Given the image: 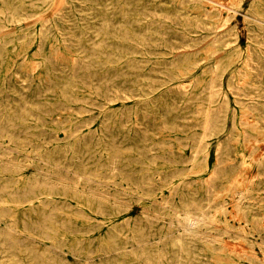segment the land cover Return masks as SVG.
Here are the masks:
<instances>
[{"label": "bare ground", "instance_id": "1", "mask_svg": "<svg viewBox=\"0 0 264 264\" xmlns=\"http://www.w3.org/2000/svg\"><path fill=\"white\" fill-rule=\"evenodd\" d=\"M69 1L71 3L66 5L65 3ZM76 1L0 0V49L4 50V52L0 51V69H3L5 55L13 50L16 36L21 32L23 38L31 37L37 41L43 54L41 66L49 73L55 90L58 89L63 106L77 104L83 107L85 102L74 97L71 88L74 85L93 83L96 78L90 74L92 69L97 71L100 84L110 85L122 83L123 80H118L117 74H109L105 68L106 63L116 67L121 66L120 62L127 60L134 66L140 61L153 59L148 55L153 49L162 54L160 61L166 58L189 56L190 70L196 72L200 69L204 72V76L194 77L184 88L187 90L189 87L191 98L200 100L204 106L200 109L202 114L198 124L200 131L188 132L185 135L184 145H189V139L192 140L193 160L201 167L200 174L193 180L200 196H205L207 202L205 205L200 204L191 197L177 199L176 188L180 182H173L172 175L160 176L161 179L154 184L151 180L152 175L147 172L134 181L129 173L119 169L115 160L93 166L89 161H80V155L69 141L59 145L60 160L53 157L52 151L38 150L40 147L33 145L34 151L40 156L37 160L41 164L35 166L31 176H23L22 167L25 164L20 155H23L22 150H27V146L24 141L16 138L18 124L11 121L5 111H0V148L9 147L19 153L14 156L0 150V222L5 225V228L0 227V252L3 253L0 264H21L24 260H28L31 264H77L61 258L49 248L59 253L68 249L74 257L87 262L78 264H143L150 262L149 259L147 260L150 255L159 264L172 262L206 264L207 261L198 259L201 254L194 250L201 248L203 244L194 243L216 240L217 237H210L206 232L212 229L210 225L214 221H225L223 216L227 212V205L222 196L221 186L224 181L232 182L230 179L233 176L225 169V165L220 163L222 159L220 155L227 152L233 140L217 143L214 150L216 163L212 167L206 159V155L210 153L211 140L226 131L228 137L241 136L240 140H236L239 145H246L247 140L251 139L250 132L245 130L248 128L244 126L243 130L239 129L245 123L236 121L235 106L237 105L242 115L260 117L264 114V89L261 87L264 76V0H182L189 2V29L177 30L180 37L176 38L175 42H169L171 37L166 38L168 32L166 28L152 29L149 26V23L154 22L152 14L151 18H148L145 14L140 16L139 11L128 13L127 8L131 6L130 4H126V10H118L121 18L114 20L113 16L109 17L104 10L97 8L95 2L97 0H85L84 8ZM83 9H85V17L80 13ZM238 14L242 15L246 30L245 44L241 41ZM146 18L148 21L144 22ZM22 19H35L36 27L31 29L19 27L18 30H12L11 26L18 24ZM50 39L69 49L70 53L91 56V62L79 64L77 60L74 62L72 59L75 65L70 72L63 74L54 72V64L45 50L49 47ZM135 51L144 53L146 58L135 56ZM127 55L131 56L127 57ZM154 59L158 60V58ZM80 74L84 77L81 78ZM171 78L173 75L163 81L162 85ZM3 84L5 85L6 81ZM148 84L152 89L162 86L150 81ZM100 87L99 90H92V93L94 99H99L101 110L106 109L107 101L130 96L129 92L123 90L121 94L115 92L111 95L112 92L108 94L106 87ZM36 104L33 103L27 111L28 117L35 122V128L40 129L31 132L28 141L34 143L38 142L43 135L42 131L48 127L45 118L39 116L42 111L34 107ZM229 118H232V126L227 130ZM73 131L75 129L71 128L70 132ZM6 137L9 141L3 145L7 142L4 139ZM241 153V156L244 155L243 150ZM25 156H29V153ZM226 157L230 156L226 155ZM250 158L256 173L252 171L246 176L244 185L234 191L232 198L239 216L246 222L256 225L258 224L256 221L244 216V210L248 208L250 199L254 197L251 191L257 189L254 187L258 184V179L264 176V154L252 151ZM239 161H243L241 157ZM173 162L184 163L185 158L173 159ZM42 164L49 165L43 167ZM62 170L69 171L75 176H65ZM182 175L185 176L186 173ZM18 176L23 178L24 183L29 184V187L23 190V197L20 189L16 190L12 187L14 182L18 183ZM108 183H114L121 189L110 190ZM130 183L135 185L136 192L147 195L150 199L147 203L141 204V212L137 218L123 215L121 220L113 222L110 229L114 234L110 237L111 241L107 240L109 245L104 249L99 246L93 248L91 243L82 244L83 239H90L89 236H76V233L87 232L89 229L76 227L74 223L60 217L62 214L70 213L65 210L70 207L65 203L68 198H73L84 206L95 205L98 209L107 208L112 214L125 212L130 204L125 201L123 194L126 193V189H132ZM165 187L169 188L167 194L163 191ZM260 188L264 189V187ZM157 190L162 195L161 201L156 197ZM22 200L29 205L22 207ZM34 200L38 203L35 204ZM166 203L175 206L170 207L175 210L170 216L163 211ZM35 207H39L42 211H36ZM16 208L17 210H14ZM180 212H183L184 217L183 214L179 215ZM75 214L87 216L86 212L80 209ZM182 218L186 221L183 222ZM133 220L145 221L147 225L158 228L168 224V229L162 233L158 232L160 236L143 242L153 241L154 249L143 246L140 251L131 249L129 254H119L125 249L122 246L126 243H121L122 240L127 242L141 239L133 235V230L122 228L125 224L130 226ZM173 227L177 228L171 230ZM14 231L23 233L27 237H38L41 241L48 240L46 245L49 248H39L25 239L16 238L11 234ZM68 231L73 233L71 238L66 234ZM257 231V235L260 236L258 241L264 244V233L259 229ZM116 233L122 234L116 235ZM170 248H178V250L172 254ZM245 255L257 264H264V259H259L253 253L245 252ZM173 256L176 257V261H172ZM98 257L105 259L95 262ZM225 263L226 261L214 264ZM235 264L242 263L236 261Z\"/></svg>", "mask_w": 264, "mask_h": 264}, {"label": "rangeland", "instance_id": "2", "mask_svg": "<svg viewBox=\"0 0 264 264\" xmlns=\"http://www.w3.org/2000/svg\"><path fill=\"white\" fill-rule=\"evenodd\" d=\"M95 2L97 3V8L104 10L106 15L109 14V17L113 16L114 20L121 18L118 15V10H126V4L131 5L127 8L128 13L139 11L140 16L145 14L148 15V18H151L152 14L154 22L149 23V26L152 29L166 28L168 30L166 38H172L169 42H175V39L180 37L177 30L189 29L188 1L97 0ZM70 3L71 1L65 4L69 5ZM76 3L82 8L86 7L85 0H77ZM80 13L82 17H85V9L81 10ZM104 15L102 12V16ZM162 18L164 21H162ZM91 19L93 20L94 18ZM143 21H148V19L146 18ZM237 22L241 29V41L245 44L246 30L244 29L241 14H238ZM19 27L22 29L35 28V19H22L18 24L11 26L12 30H18ZM22 36L23 34L19 32L16 36L17 39L14 41L13 50L5 55L4 67L2 70L0 69V111H5L9 119L18 124V132L16 131L18 137H15L21 139L22 142L24 141L27 146V150H22L23 155H20L23 159V164H25L22 167L23 176H31L35 166L41 164L37 160L40 156L34 151L33 145L40 147L38 150L52 151L53 157L60 160L58 159L60 154L59 145L69 141L75 146L74 149L80 155V161H89L93 166L108 160H115L119 169L129 173L134 181H137L141 175H146L147 172L152 175L153 178L151 180L154 181V184L161 179L160 176L172 175L174 177L173 182H180L176 188L177 199L191 197L196 202L205 205L207 200L204 199L205 196H200V192L195 188L196 183L193 180L200 174L201 167L200 164L193 160L192 140L189 139V145H184L186 144L185 135L188 132L200 131L198 125L202 115L200 109L204 106L200 100L191 98L189 87L187 90L184 88L194 77L202 78L204 76V72L200 69L196 72L190 70L189 56L184 58L178 56L175 59L166 58L160 61L162 54L157 53L153 49L148 54L153 59L140 61L139 64L135 63L136 65L134 66L125 60L126 57H124V62H120L121 66L115 67L106 63L105 68H107L108 73L117 74L116 78L123 80V82L116 84L111 82L112 84L110 85L102 83L104 84L102 86L99 82L97 71L92 69L90 74L96 78H94L93 83L74 85L71 88L73 90L72 95L85 102L84 106L73 104L72 106L64 107L63 102L59 99L58 89L55 90L49 73L41 66L43 54L37 41L34 38H23ZM48 42L49 47L45 48V50L54 64L53 69H55L54 72L56 73L70 72L75 65L73 61L77 60L79 64H86L92 60V57L88 55L70 53L69 49L57 44L53 39ZM0 51L4 52L3 49H0ZM131 55H127V57ZM134 55L146 58L145 54L139 51H135ZM154 58H158V60ZM170 75H173V78L162 85L163 81L168 80ZM80 77L83 78L84 75L80 74ZM145 78H148V80ZM262 79L263 85L261 87L264 89V76ZM5 81L6 84L4 85ZM149 81L162 86L152 89L149 87ZM99 87H106L108 94L112 92L111 95L115 92L121 94V90H123L129 92L130 96L125 99L107 101L106 109L101 110L99 99H94L92 93V90H99ZM33 103H37L34 107H38L42 111L39 116L44 117L45 123L48 125L42 131L43 135L36 143L28 141L31 132L40 130L35 128V122L28 117L27 111ZM235 108L237 109L236 121L245 123L239 129L248 128L245 130L250 132L251 139L247 140L246 145H239L236 140H240L241 136L228 137V131H226L211 140L210 153L206 155L207 163L211 167L216 163L214 150L217 143L219 141L233 140L228 146L227 152L220 155L222 158L220 163L224 164L225 169L231 172L233 176L230 179L232 182L226 181L225 183L224 181L221 186V189H223L222 196L227 205V212L223 216L225 221H214L210 225L212 229L206 232V235L210 237H217L216 240L213 242L194 243L203 244L201 248H194V250L201 254L198 259L207 261L206 264L224 261H226L225 264H235L236 261L242 264H257L246 257L245 252L247 254L253 253L259 259H264V244L258 241L260 236L257 235V229L264 233V189L260 188L264 187V176L262 179H258V184L254 187H257V189L251 191L254 197L250 199L248 208L244 210V216H248L258 224L253 225V223L246 222L244 218L240 217L236 212L232 198L234 191L244 185L246 176L250 172L256 171L250 163L251 152L264 154V114L260 117L250 114L242 115L239 113V106L237 105ZM243 118H246V120ZM227 126V130L231 128L232 118L228 119ZM71 128L75 129V131L70 132ZM250 128L253 129L251 130ZM4 139L7 142L3 143V145L9 141L7 137ZM53 146L56 147L54 148ZM0 150H3L8 155H19V153L9 147L0 148ZM241 150L244 153L242 156ZM27 153H29V156H25ZM226 155L230 157H226ZM183 157L185 158L184 163L173 162V159L183 160ZM240 157L243 161H239ZM48 161L51 160L48 159ZM48 165L42 164L43 167ZM61 172L65 176H75L66 170ZM184 173H186L185 176L182 175ZM22 180L23 178L18 176V183L14 182L12 187H15L16 190L20 189L23 197V190L29 187V184L24 183ZM108 184L110 190H113V188L116 190L121 189L114 183ZM129 185L132 189H126V193L123 194L125 201L130 204L125 212L112 214L107 208L98 209L95 205L84 206L81 203H77L75 199L68 198L65 203H68L70 207L65 210L70 213L62 214L60 217L74 223L76 227L89 229L87 232L76 233V236H89L90 239H83L82 244L91 243L93 248L99 246L104 249L109 245L107 240L111 241L110 237L114 234L110 229L113 222L121 220L123 215L129 218H137L141 212V204L147 203L150 199L149 196L136 192V187L133 183ZM104 188L106 187L104 186ZM163 191L167 194L169 193V188L165 187ZM156 197L161 201L162 195L159 190L156 191ZM34 203L37 204L38 202L34 200ZM28 205V202L23 201L22 207ZM165 205L163 211L170 216L175 211L170 209V207L174 208L175 206L170 203ZM35 208L38 212L42 211L39 207ZM79 209L80 211H85L87 216L76 215L75 213ZM14 210H17V208ZM182 214L183 212L179 213V215ZM182 217H184V214ZM181 220L183 222L186 221L185 218ZM0 227L5 228L3 222H0ZM167 227L168 224H163L158 228V226L147 225L145 221L138 220H133L130 226L123 225L122 228L133 230V235L141 237V239L127 242L122 240L121 243H126L122 246L125 249L119 254H129L131 249L140 251L143 246L154 249L155 243L153 241L143 242L146 239L150 240L160 236L161 234L158 232L166 231ZM176 228L173 227L171 230ZM11 234L16 238L25 239V241L33 243L39 248H49L46 245L49 242L48 240L41 241L38 237H27V235H23V233L18 231L11 232ZM66 234L69 238L73 236V233L69 231ZM112 243L110 242V244ZM137 243H142L143 245H138ZM208 245L210 246L208 247ZM49 249L69 262L77 264L79 262L87 263L74 257L68 249L63 250L62 253L53 248ZM169 250L173 254L178 248H170ZM2 255L3 253L0 252V258L3 257ZM104 259L103 257H98L95 262ZM148 259L150 262H144L143 264H159L151 255L147 257ZM173 260L176 261V257L173 256ZM21 264L31 263L28 260H24ZM171 264L176 263L172 262Z\"/></svg>", "mask_w": 264, "mask_h": 264}]
</instances>
